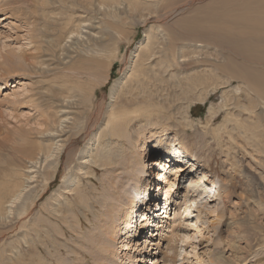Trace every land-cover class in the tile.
Wrapping results in <instances>:
<instances>
[{"label": "bare ground", "instance_id": "obj_1", "mask_svg": "<svg viewBox=\"0 0 264 264\" xmlns=\"http://www.w3.org/2000/svg\"><path fill=\"white\" fill-rule=\"evenodd\" d=\"M77 1L74 0V3ZM196 1L203 0H192L188 4L185 0L178 2L122 0L121 3L106 4L102 7L103 11L108 18L113 19V24L117 28V33H113L114 36H111L112 39L109 42L105 35L90 32L91 29L95 31L99 29L88 17H76L75 21L74 18L65 20L61 17L62 13L53 14L46 9L42 10L44 15H56V18H45L50 25L49 32L56 34L60 31L57 37L58 46L53 45L54 38L47 43L52 49L59 50L63 64L72 63L74 62L72 59L79 58L81 69L87 74V80L84 81L86 83L67 81L61 85L60 92L53 95V108L58 115L57 125L53 126L55 122L50 121L51 126L45 133L47 134V137H44L45 142L36 143V149L21 150L24 153L30 151L23 169L13 168V163L10 161L12 158L0 150V224L2 226H8L15 221H19V225L31 223L35 199L42 194L45 195L46 188L54 184L60 174H64L62 190L55 192V196L45 199L43 209L51 218H56L75 232L73 225L76 220L73 211L76 208L79 211L94 209L88 193L82 190L81 186L83 180L97 175V173L93 174L92 168L95 166L103 169L111 181L109 194L103 193L108 195V198L105 201L106 207L98 226L99 230L92 231L94 242L92 250L96 252L94 256L92 255L95 258L94 263L109 264V261L112 263L117 261V264H127L133 258L131 257L133 254L130 253H134L136 259L133 262L145 264L149 262V256L152 258L154 256L156 259L155 254L158 251L159 254L162 253L163 261L167 260L169 264H176V255L167 257L166 251L176 252L177 239L175 235L168 238L166 228L169 225L173 204L170 199L174 195L177 196L180 190L178 188L174 191L168 188L174 185V180L166 174L170 169V171L173 170L176 178L179 175L181 178L187 170L192 171L195 165L192 164L193 159H188L184 152L174 148L175 144L171 147L165 145L166 148L163 150L160 148L161 142L171 135L170 130L173 129L169 122L171 116H177L179 126H183L185 130L193 129L194 121L191 120L190 115L194 103L196 101L205 103L209 100L211 93L223 89L222 100L224 101L220 103V106L212 105L210 108L204 126L206 134L229 136L230 142H233L234 132L242 135L251 134L257 140V149L263 148L264 151V0L207 2L201 8L196 7V9L199 8L196 12L203 15L202 17L195 13L194 16L191 15L193 17H189L190 19L187 16V20L183 19L185 33L174 31L170 27L166 29V25L145 29L148 19L144 20L142 12L148 11L149 19L156 18L161 21L169 16L176 17L178 12H183L189 8L187 5H193ZM18 3L23 6L22 2L18 1ZM26 3H30L29 0ZM69 7L74 8V5ZM0 18H3L2 22L10 19L6 14ZM138 20L146 31L145 41L139 43L136 51H133L130 56H124L122 48L114 43L115 38L119 37L118 29L127 27L130 22ZM205 38L211 40L207 45L203 43ZM111 42H113L112 45H110ZM200 56L209 58V61L213 63L212 68H204L203 71L189 69L192 64L200 61ZM119 61L125 66L122 70V79L112 83L111 95L107 103L96 104L97 92L105 86V83H96L94 86L91 84L87 90L84 87L89 85L88 81H92L94 77L97 78L100 67H95L94 64H106L108 69L106 73L109 78V73ZM4 65L13 68V62L10 59H7ZM86 66L89 69H85ZM41 67L44 68V66ZM107 81L108 79L106 84L110 83ZM149 86L157 92L149 91ZM244 98L245 101H243ZM104 101L106 99L102 102ZM181 101H186L187 104L184 106ZM73 108L75 111L71 112ZM175 109L176 114H174ZM221 112L225 113L224 119L218 124L216 130H213V125ZM243 112L249 116L244 118ZM143 120H147L145 122L148 123L156 122L154 126L159 124L160 129L149 130L150 136L148 138L146 136V139L140 140L139 137L135 139L132 134L133 129L137 128L135 133L138 136L147 130L144 126L138 125ZM258 128L259 130L256 131ZM15 133L18 132L15 131ZM5 136L0 139L3 140L0 142V147L6 148L5 144L9 137H7L8 134ZM21 139L17 137L15 140L19 142ZM248 139L251 140V138ZM23 140L26 141L25 138ZM128 140L132 146L135 141L139 144L140 159L133 160L128 152L113 150V147L116 150L126 149ZM172 142L175 143L176 139ZM156 147L161 153L156 155L148 166L144 160L156 154L152 153L157 151ZM17 151L20 152L19 148ZM145 152L146 156L143 157ZM123 156L126 161L121 163ZM76 157H79L77 162ZM63 161L65 162L61 171L60 166ZM153 174L157 177L156 181H164V185H161V182L155 183L158 185V191L162 192L165 184L167 185L168 189H164L165 196L162 197V202L165 206L167 204L166 210H170L161 216L159 214L160 219L164 220L158 219L160 221L155 224L151 221L155 218L148 219L152 214L147 215L143 209L147 205L145 199L152 195L153 185L148 177ZM205 175H202L203 178ZM116 179H120L118 185ZM188 181L189 184L183 191L182 198L188 199L186 200L188 203L185 202V204L192 203L197 206L193 211L197 214H191L195 216V225L202 221L205 226L207 222L200 218V213L205 211L208 219L210 213H214L207 212L208 206L218 199L212 193L207 197H204L202 193L198 194L201 185L205 183L202 177H191ZM217 185L218 182L214 181L208 193L215 192L217 189L221 190ZM93 186L96 188L97 184L93 183ZM39 187H42V191ZM200 197L204 198L199 200ZM202 201L204 203H201ZM185 204L183 202V205ZM181 206L182 202L178 210ZM185 208L186 213L191 210V206ZM41 212L36 214L39 216L38 221L36 223L33 221L35 224L33 231L38 237L43 235L39 234L42 221L47 223L42 219L44 215ZM137 216L141 217L140 221H137ZM151 225H155L157 230L165 229V231L155 232L151 236L153 239L147 236L148 239L144 240L143 245L141 237L145 233L149 235L148 228ZM206 228L210 229L209 226ZM44 230L42 229V232ZM48 232L51 237L49 228ZM165 233L166 238H163L162 235ZM121 235L124 237L118 242ZM38 244L43 243L40 240L37 243L34 238H30L13 248V251H17V248L23 250L20 251L18 260L13 263L50 264L43 261L47 259L40 252ZM164 245H166L165 253H163ZM151 250L155 251L154 255L151 254Z\"/></svg>", "mask_w": 264, "mask_h": 264}, {"label": "rangeland", "instance_id": "obj_2", "mask_svg": "<svg viewBox=\"0 0 264 264\" xmlns=\"http://www.w3.org/2000/svg\"><path fill=\"white\" fill-rule=\"evenodd\" d=\"M18 1L22 2L23 6ZM26 1L0 0V16L6 14L10 17L5 22H2L3 18H0V139L1 137L4 138L5 135L7 136V134V137H9L5 144L6 148L5 146L0 147V150L3 154H8L6 156L12 158L10 161L13 163V168L17 170L23 169L26 166L25 159L30 156V151L24 153L21 150L36 149L35 146H37L38 142H45L44 137H47L45 133L49 129V126H51L50 121L55 122L53 126L57 125L58 115L53 108V95L59 93L61 85L67 81L86 83L84 81L87 80V74L81 69L80 62L78 61L79 58L72 59L74 61L72 63L65 62L63 64L59 50L57 48L52 49L47 43H50L52 38H54L53 45L58 46L57 37L60 31H57L56 34L49 32L50 25L45 18H56V15H44L42 10L46 9L53 14L62 13L61 17L65 20L74 18L73 20L75 21L77 20L76 17H88L94 23V26L99 29L98 31L91 29L90 32L105 35L109 42L112 39L113 33H117V28L113 24V19L107 17L102 7L106 4L121 3L122 0H78L77 3H74V0H29L30 3H26ZM178 1L174 0V2ZM185 1L188 4L192 0ZM211 1L213 0L196 1L193 5H187L189 8H186L183 12H178L176 17L169 16V18L161 19V21L156 18L149 19L150 17L147 16L149 15L148 11L142 12V16L145 17L144 20L148 19L145 29L152 26L166 25V29L171 28L174 31L185 33L183 21L187 20V17L190 19L195 13L198 14L196 12L197 9ZM72 5H74V8L69 7ZM161 7L163 10V6ZM196 7L199 8L196 9ZM170 8L172 6L169 7V10ZM200 23L203 24L204 22ZM204 25L207 27L206 24ZM145 29L139 20L137 22H130L127 27H120L118 29L119 37L115 38L114 43L117 47L122 48L124 56H130L133 51H136L138 44L145 41ZM203 41L206 45L211 42L207 38L203 39ZM112 44L113 42L110 43V45ZM225 55L227 54L225 53ZM7 59L13 62V68H8L4 65L7 63ZM199 60L198 63L192 64L189 69L203 71L205 70L204 68H212L213 63L209 61V58L200 56ZM94 65L95 67H100L97 78L94 77L92 81H88L89 85H85L84 87L87 90L91 84L94 86L96 83H105V86L97 92L98 99L96 104L107 103L110 99L112 83L120 81L123 77L122 70L125 67L124 63L119 61L109 73V78L106 73V70H108L106 64ZM41 66H44V68ZM85 69L89 68L86 66ZM106 79L110 83L106 84ZM149 91L153 93L157 92L151 86H149ZM105 99L106 101L102 102ZM222 99L223 89H220L211 93L209 100L205 103L196 101L192 106L190 115L191 120L194 121L193 129L191 130H185L183 126H179L177 116H171L169 122L172 124L173 129L170 130L171 135L169 138L171 137L172 139L167 138L161 142V150L166 148V146L171 147V145L175 144L174 148L179 149V152H184L188 159H193L194 163L192 164L195 165L192 171L187 170L181 178L180 175L176 178L173 170L170 171V169L167 170L166 174L174 180V185L176 184V186H168V188H172L174 191L178 188L180 190L177 196L174 195L170 199L173 204L171 206L169 225L166 228L168 238L175 235L177 239L175 243L177 248L176 254L174 251H166L167 257L176 255V264H264V151L263 148L257 149V140L251 134L242 135L234 132L233 142H230V139L228 140L229 136L206 134L204 126L209 116L210 108L212 105L214 107L220 106V103L224 101ZM243 101H245V98ZM181 102L184 106L187 104L186 101ZM74 111V108L71 109V112ZM176 113L175 109L174 114ZM223 115L225 116V113L221 112L217 122L213 125V130H216L218 124L222 122L224 119ZM248 116L243 112L244 118ZM252 120L250 118V121L254 124L255 118L253 117ZM145 121L147 120L138 123V125H142L147 129L140 136L135 133L137 128L133 129L132 134L135 139L137 137L140 140L146 139V136L147 138L150 136L149 130L160 129L159 124L157 125L158 127L154 126L156 122L148 123ZM258 130L259 128L256 129V131ZM15 131L18 133L16 134ZM11 133L13 134L11 135ZM218 134L220 133L218 132ZM17 137H21L22 141L19 140L18 142V139L15 140ZM24 138L26 141L23 140ZM248 138H251V140ZM174 139H176L177 143L172 142ZM2 141L0 140V142ZM138 146L139 144L136 141L132 146L130 140H128L126 149L116 150L113 147V150L128 152L132 159L136 160L141 158L138 155V151L141 148ZM18 148L20 152L17 151ZM152 153L156 154L152 158L146 159L147 162L143 158L144 163L148 166L151 165L154 157L161 152L158 148L157 151ZM144 156H146V152ZM78 159L79 157H76V162L79 161ZM125 161L126 159L123 156L121 163ZM64 162L60 166L61 171L63 170ZM92 169L94 170L93 174L97 173V175L90 179L88 178V180H83L81 188L88 193V198L93 204L94 209H82L79 211L76 208L73 211L76 220L73 226L76 231H72L71 228L56 218H51L49 213L43 209L44 202L49 197L55 196V192L62 190L64 174H60L55 183L46 188V194H42L40 195L41 197L35 199L31 223L19 225V221H15L9 223L8 226L0 224V264H14L13 261L18 260L19 253L23 250L17 248V251H13V248L20 246V244L24 243V240H29L30 238H34L37 243L39 240L42 241L43 244H38L37 246L42 255L47 259H43L44 262L47 261L50 264H79V262L81 264H95L93 256L96 252L92 250L94 243L92 231L98 229L102 221L106 207L105 201L108 198V195L106 196L103 193L109 194L111 179H109V175L103 169L95 166ZM205 173H208V175H205ZM203 174L205 175L204 178L208 177L204 179ZM197 176L199 178L202 177V181L205 182L201 185L200 190H198V194L202 193L204 197H207L212 193L218 199L208 206L207 212H214L210 213L211 215L209 214L208 219L206 218L205 211L200 213V218L207 222L205 226L202 224V221L198 225H195V216L193 217L191 214H197L193 213L197 206L192 203L187 204L188 201L186 200L188 199L182 198L183 191H185V188L189 184L188 180L191 177ZM148 178L151 180L153 189L151 191L152 195L145 199V204L147 205L143 209L147 215L152 214L148 219L155 218L151 220L155 224L160 220H164L163 218L160 219L162 214H160L161 212H159L158 207L156 208V205L162 202L163 191L165 192L164 189L168 188H166L167 185L165 184L162 192L158 191V185H155V183L161 182V185H164V181H156L157 177L154 174ZM115 181L118 185L120 179H116ZM214 181L218 182L217 186L221 190L217 189L215 192L208 193V190L212 189ZM93 183L97 184L96 188L98 190L93 186ZM39 189L42 191V187H39ZM41 191L40 193H42ZM202 198L200 197L199 200ZM199 200L197 201L199 202ZM180 202H182V206L178 210ZM183 202L184 204L187 202V205H183ZM201 203H204V201ZM186 206H191L190 211L192 213L188 211L187 213L189 214L185 215L187 214L185 211ZM166 207L167 204L164 209ZM39 211H42L41 213L44 215L42 219L47 221V223L42 221L39 234L42 233L43 235H39L38 237L33 231L35 225L33 221L35 223L38 221L39 216L36 214ZM176 217L178 218L176 219ZM140 220L141 217L137 216V221ZM54 224L55 227H53ZM207 226L210 229L206 228ZM48 228L51 231V237ZM42 229L45 230L42 232ZM161 231H165V229L157 230L155 225H151L148 228L149 235L145 233L141 237L142 244L144 245V240L148 238L153 239L151 236L155 232ZM166 233L162 235L163 238H166ZM123 237L121 235L117 241H122L121 238ZM169 240L171 241V238ZM164 246L163 253L166 250V245ZM151 252V254H155L154 250H151ZM130 254H133L131 255L133 258L127 264H139L138 262H133L136 259L134 253ZM155 257L156 259H154V256L153 258L149 256V259L147 258L149 262L145 264H169L167 260L163 261L162 253L159 254L157 251ZM142 258L145 259L144 256ZM105 260L107 259L105 258ZM98 262L100 263V261ZM109 264H117V261H113V263L109 261Z\"/></svg>", "mask_w": 264, "mask_h": 264}]
</instances>
